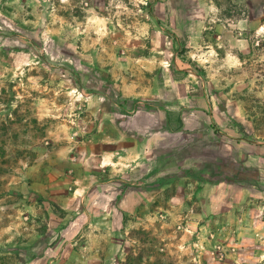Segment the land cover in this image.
Returning <instances> with one entry per match:
<instances>
[{"label":"rangeland","instance_id":"rangeland-1","mask_svg":"<svg viewBox=\"0 0 264 264\" xmlns=\"http://www.w3.org/2000/svg\"><path fill=\"white\" fill-rule=\"evenodd\" d=\"M0 264H264V0H0Z\"/></svg>","mask_w":264,"mask_h":264},{"label":"crops","instance_id":"crops-1","mask_svg":"<svg viewBox=\"0 0 264 264\" xmlns=\"http://www.w3.org/2000/svg\"><path fill=\"white\" fill-rule=\"evenodd\" d=\"M78 174L79 177H86V176H90V178H95V181H98V178H96V175L91 176L88 172L86 168H79L78 169ZM103 183V182H102Z\"/></svg>","mask_w":264,"mask_h":264}]
</instances>
